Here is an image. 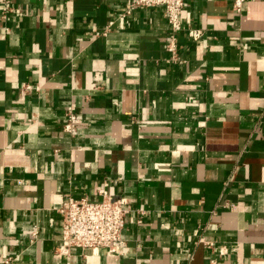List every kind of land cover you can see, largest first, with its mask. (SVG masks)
<instances>
[{"label": "crops", "instance_id": "obj_1", "mask_svg": "<svg viewBox=\"0 0 264 264\" xmlns=\"http://www.w3.org/2000/svg\"><path fill=\"white\" fill-rule=\"evenodd\" d=\"M129 2L0 4V264H264V0H185L178 60ZM101 187L121 252H63V202Z\"/></svg>", "mask_w": 264, "mask_h": 264}, {"label": "built area", "instance_id": "obj_2", "mask_svg": "<svg viewBox=\"0 0 264 264\" xmlns=\"http://www.w3.org/2000/svg\"><path fill=\"white\" fill-rule=\"evenodd\" d=\"M246 0H233V11L243 12ZM1 12L4 19L18 10L14 0H1ZM162 6L170 28V36L166 48L178 60V33L183 29L182 14L185 0H130L126 13L129 15L137 8ZM6 30H9L6 27ZM187 34L193 40L202 36V30L190 27ZM26 90L32 89L30 84L24 85ZM77 123V115L70 105L66 113L64 131L73 133ZM102 196L100 201L94 202L87 198L76 199L67 197L63 202L60 213L62 215V238L60 249L68 252L75 249L107 250L108 254L121 252L124 244L123 229L125 228L129 209L125 198H114L105 187L99 189ZM35 235V233L33 234ZM3 262L9 264L10 258Z\"/></svg>", "mask_w": 264, "mask_h": 264}]
</instances>
